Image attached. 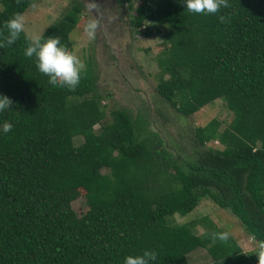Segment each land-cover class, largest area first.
I'll return each instance as SVG.
<instances>
[{"label": "trees", "instance_id": "1", "mask_svg": "<svg viewBox=\"0 0 264 264\" xmlns=\"http://www.w3.org/2000/svg\"><path fill=\"white\" fill-rule=\"evenodd\" d=\"M140 2L130 24L147 36L149 20L164 26L156 25L159 95L186 118L224 98L233 119L223 129L216 119L186 127L165 144L148 111L132 118L115 108L107 120L91 59L75 91L51 85L21 33L0 48V95L13 100L0 112V264H124L145 250L157 253L152 264H189L197 248L211 256L206 264H258L232 235L214 243L211 234L224 231L212 220L198 234V221L174 218L211 199L264 241V0H228L217 14L189 12L184 0ZM1 3L3 40L5 22L32 0ZM81 13L75 6L40 37L59 36L72 51ZM81 190L88 210L79 216L64 198Z\"/></svg>", "mask_w": 264, "mask_h": 264}, {"label": "rangeland", "instance_id": "2", "mask_svg": "<svg viewBox=\"0 0 264 264\" xmlns=\"http://www.w3.org/2000/svg\"><path fill=\"white\" fill-rule=\"evenodd\" d=\"M75 6L82 13L77 21V28L71 35L73 50L82 61H93L97 76V88L105 99L107 120L115 108L127 109L132 118L139 111L149 112L148 118L151 130L160 132L165 144L172 140L180 141L178 133L189 126H203L210 120L221 122L223 129L233 119V112L224 98L206 105L192 116L186 118L157 91L161 70L158 67L157 56L162 51L163 32L156 30L159 25L155 20L146 22L152 28L153 34L147 36L144 27H133L130 19L141 14L140 0L128 2L125 5L120 0H32L30 7L23 13L26 19L28 36H41L43 32L58 19H62ZM0 0V11L2 10ZM97 22L95 38H89L86 27L90 22ZM163 30L164 26H160ZM95 126L94 131L98 132ZM185 132V131H184ZM82 141L75 140L76 144ZM208 146H223L216 140L206 143ZM109 169H104L107 174ZM69 202L79 216L87 210L85 191L81 190L73 197L64 198ZM212 220L223 231L234 236L245 251H257L258 242L244 229L240 220L229 211L219 207L213 200L204 199L198 207L186 216L175 215V223L198 221V234L204 233L208 226L203 222ZM163 223V224H162ZM166 222L162 220L161 224ZM189 264H206L212 261L205 248H197L189 255Z\"/></svg>", "mask_w": 264, "mask_h": 264}, {"label": "clouds", "instance_id": "3", "mask_svg": "<svg viewBox=\"0 0 264 264\" xmlns=\"http://www.w3.org/2000/svg\"><path fill=\"white\" fill-rule=\"evenodd\" d=\"M21 0H17L19 4ZM186 9L189 12L197 14H217L221 8H228L231 5L228 0H184ZM221 23L228 22L225 15L219 16ZM98 27L97 22H90L86 27L89 38H95V32ZM7 35L0 40V48L13 45L20 39L21 33H25L29 44L25 50L27 57L35 56L37 58V67L39 71L49 77V83L54 87L75 91L81 80L82 72L86 71V64L74 52L69 51L67 47L61 45L59 36H52L43 40L42 37L33 35L28 36L26 33V19L23 13L17 12L4 24ZM13 100L6 95H0V112L11 109ZM12 123L4 122L2 131L8 133L12 130ZM211 239L215 243L217 240L227 243L230 239V233L214 232ZM258 256V264H264V241L259 242L258 250L255 253ZM157 260L155 251L145 250L142 255H129L125 258L124 264H152Z\"/></svg>", "mask_w": 264, "mask_h": 264}]
</instances>
